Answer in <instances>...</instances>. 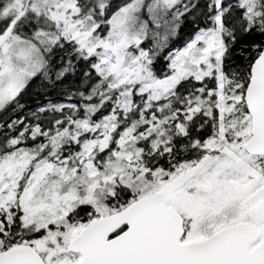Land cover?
<instances>
[{
	"label": "snow or ice",
	"instance_id": "1",
	"mask_svg": "<svg viewBox=\"0 0 264 264\" xmlns=\"http://www.w3.org/2000/svg\"><path fill=\"white\" fill-rule=\"evenodd\" d=\"M0 264H264V0H0Z\"/></svg>",
	"mask_w": 264,
	"mask_h": 264
},
{
	"label": "trees",
	"instance_id": "2",
	"mask_svg": "<svg viewBox=\"0 0 264 264\" xmlns=\"http://www.w3.org/2000/svg\"><path fill=\"white\" fill-rule=\"evenodd\" d=\"M179 46V45H178Z\"/></svg>",
	"mask_w": 264,
	"mask_h": 264
}]
</instances>
